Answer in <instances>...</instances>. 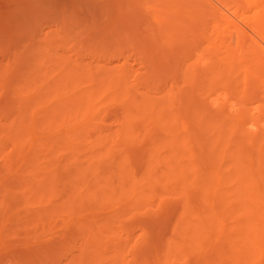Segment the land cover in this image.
I'll list each match as a JSON object with an SVG mask.
<instances>
[{
    "label": "rangeland",
    "instance_id": "obj_1",
    "mask_svg": "<svg viewBox=\"0 0 264 264\" xmlns=\"http://www.w3.org/2000/svg\"><path fill=\"white\" fill-rule=\"evenodd\" d=\"M263 5L264 0H0V69L3 70L0 74V264H60L61 261V264H67L74 254H79V251L81 253L80 245L83 244L84 238L81 223L88 225L97 216V219L100 217L99 222H104L102 219H107L109 214L110 217L114 216L111 217L114 219L107 223L111 232L107 230L109 234H104L106 238L103 239L104 254H108V259L112 258L108 261L118 258L122 260H117L120 264H196V256L188 253L189 251L179 252L169 246L170 240L177 237L176 228L181 213L179 208H182V202L179 200L181 188L179 189L180 185L169 184L168 177L164 180L161 171L168 168L163 164H153L158 171L156 176L162 178L160 182L163 181L158 184L159 187L155 184L158 188L153 185L155 190L157 188L155 193H147L144 199H137L138 201L133 199L132 195L118 197L114 202L104 198L106 191L108 192L106 186L120 188L116 180L120 171L117 169L121 168L119 165L140 177L143 170L146 172L147 168L151 167L146 166L148 162L145 163L146 154L148 156L152 153L150 148L158 149L162 157L170 155L173 151L168 145L160 146L158 138L149 135V131L154 129L149 128L151 118L145 116L136 125L139 129L134 126V135L140 134L138 141L124 146L121 142V132L128 111L118 101L110 99L108 94L97 97L95 110L85 112L44 110L47 102L56 99L54 95H43L47 91H42L44 99L34 100L35 103L32 101L33 106L26 104L32 108L25 110L23 115L17 102L20 99L29 102V97L38 98L41 84L38 80L41 78H35L38 82L30 78V82L25 72L29 73L34 63L44 62L46 66L43 67L46 68L49 62L45 60L49 55L51 58V52H54L63 54L60 55L62 57L58 56L61 60L66 54L71 58L70 61L82 63L93 71L95 69V72L114 67L127 69V85L133 93L139 90L138 93L145 97H154V100L161 98L160 104L166 103L163 104L167 108L164 110L165 117L170 115L172 121H175L172 122L175 127L178 126L181 130L190 128L188 131L192 134L195 132L194 135L197 133L196 136H201L203 141L207 140L210 133H201L198 127L201 124H209L210 120V123H220L223 119L225 122L226 113L229 118L231 116L235 119L236 124L238 119H242L241 116L244 119L259 117L258 128L252 127L251 122L248 124V119H242V125L247 122L244 123L245 128L244 125H239L238 128L243 131L242 137L247 135V138L258 131L264 137V78L260 75H264V30L257 26L258 23L255 25L256 20H264ZM31 12L35 14L31 16ZM192 21H195L196 25L192 24L195 23ZM259 25L262 27L261 23ZM36 43L40 46L31 51ZM59 59H53V62L56 63ZM49 61L51 63L52 59ZM170 63L174 65L173 68ZM51 65L49 68L53 74L51 69L54 67L51 68ZM252 66L254 67L250 68ZM58 68L57 70L55 66L56 72L50 77L59 74L61 66ZM193 69L194 74L198 73L201 77L191 73ZM18 70H21V75ZM189 75L193 76V80ZM42 82L44 83L43 79ZM87 84L91 83L85 82L84 85ZM222 84L224 86L221 88L226 86L222 89L223 92L218 87ZM11 86L12 91H8ZM259 105L262 108H259ZM69 112L72 114L69 115ZM20 113L22 116L18 115ZM260 113H263L262 116ZM64 116L69 118L70 124L61 122ZM196 119H203L202 123L195 124L198 121ZM205 119L209 121L203 123ZM230 120L228 119L230 123L234 122L232 118ZM43 121H53L54 125L45 127L46 123L43 124ZM38 123L43 124V127H37ZM235 123L233 126L237 128ZM248 127L254 133H248ZM230 144L234 145L233 142ZM247 145L244 146V151L254 153L252 146ZM191 146L189 145L191 152L189 151L186 160L184 159L187 164L182 161V165H188V161L191 164V160H194L195 164H192L197 166L202 155L209 159L216 156V148L210 150L209 145L207 151L206 146L198 145L196 141H192ZM109 151L112 156L108 154ZM216 151L219 152L218 149ZM109 155L111 158L115 157L112 158L113 161L117 160H109ZM196 156L200 157L199 160ZM231 157L228 154L227 157L225 155L224 158H219L221 165L224 162V166H220L223 169L222 174L225 175L223 182L230 180L228 185L232 182L235 184V180L230 179L231 174L227 177L228 173L225 172L227 169L231 172ZM111 161L113 165L110 164ZM217 164L218 161L216 165H211L217 167ZM211 165L208 166L210 171L215 168ZM98 168L104 174L113 170L115 175L118 171L115 178H112L113 172L106 173L107 180L108 174L111 173L110 178L115 181L111 179L108 184L106 180L100 183L96 188L98 200L79 202L72 208L63 204L69 190L74 192L75 182L79 188H83L84 184L87 188L94 183L93 171ZM80 172H86L83 177L85 179L81 177ZM169 173L166 172L167 175ZM109 183H112V186ZM233 183L229 186L231 189L225 184L223 187L220 181H216V185L214 181L213 186L215 190L223 187L225 190L221 189L222 191L232 193L235 188ZM231 193L229 195H232ZM120 249L124 256L118 252ZM114 250H117L118 254H115Z\"/></svg>",
    "mask_w": 264,
    "mask_h": 264
},
{
    "label": "bare ground",
    "instance_id": "obj_2",
    "mask_svg": "<svg viewBox=\"0 0 264 264\" xmlns=\"http://www.w3.org/2000/svg\"><path fill=\"white\" fill-rule=\"evenodd\" d=\"M44 8H46V7H44ZM262 9H264V8L262 7ZM32 14H35V12L34 13L31 12V16H32ZM191 16H192V14H191ZM258 19H260V17ZM260 20H256L255 25H257V23H258L257 26H259V28H262V31H263L264 30V26H263L264 20H261L262 22H260ZM257 21H259V22H257ZM192 22H195V21H192ZM259 23H261L262 27H260ZM192 24L196 25V22L192 23ZM31 31L33 32L34 30H31ZM259 31H260V29H259ZM42 33H43V31H42ZM194 33H196V32H194ZM31 35L33 36L34 34L31 33ZM45 35H48V33L47 34L45 33ZM41 37H42V35H41ZM197 43H198V41H196V44ZM230 43H232V42H230ZM228 44H229V42H228ZM239 44H241V43L239 42ZM254 44L256 45V43H254ZM39 46L37 45V43L34 45V47L30 46V48L32 47L31 51L37 49ZM26 50H29V49H26ZM252 52L255 53L254 50ZM252 52H251V54H253ZM51 53L55 58L53 56L50 58V55H49V58L47 57L45 61L49 62L48 63L49 65L54 64V65H51L52 66L51 68L54 67L53 69H51V71L53 70V74L50 72V68H49L48 64H47V67L44 68L46 66V64L44 66V64H43L44 62H42V63L40 62L41 64H39V63L32 64L30 67L29 73H27V71L25 72L27 80H30V82H31V79L36 78L38 80V78L40 77L41 79L38 81H41L42 85L40 84V86H39V88H40V90H39L40 94H38L39 96L36 94L38 96V98L34 97V96H33L34 98L29 97L31 99V101L29 99V102H27L28 100L25 101V99H20L19 101L17 100L18 102L22 103L20 105L17 102L20 110L22 109V115H23V112H25V110H28V108H29V110H31V108L33 106L32 101H33V103H35V101H37L40 98H41V100L44 99L45 97H43V95H48L50 97H51V95H54L56 97V99L53 98V101L47 102L45 104L46 106L43 105L45 107V108H43L44 110H84V112H85L86 110H95V107H96L95 101H96L97 97H99L101 94L102 95L108 94V97L110 99H112L114 101H118V103L121 104L122 107L124 106V108L128 111V115L126 117V120L122 124V128H123L122 131L123 132H121L122 133V135H121L122 141L121 142L124 144V146L129 145L133 142L134 143L136 142V140L138 139L140 134L134 135V132H133L135 130L134 126L138 125V123L141 120H143L146 116V118H151V120H152V122H150L151 126H149V128L152 129L151 127H154L153 130L149 131V133H150L149 135L153 136L152 138H158L160 146L168 145L173 150V151H171L170 155H166L167 157L166 156L162 157V155H160V153H158V149L150 148L151 151L150 150L149 151L152 153L149 154L148 156L146 154L147 161L145 163L148 162L147 163L148 165H146V166L147 167L151 166V167H149L150 169L147 168L146 172L143 170L142 174H140V177L136 176V174H134V173L133 174L131 172L129 173L128 170H126V168H124V166L118 164L120 162V161H118V163H116V164L121 167V168L117 169V170L120 169L119 173L117 171L114 175L113 170L112 171L109 170V171L113 172V174L110 173L112 175V178L113 177L115 178L117 173H118V177L116 178V180H118V182L120 184L118 186L120 188L114 189V186H112V183H109V184H111L112 188L110 187V185L108 186L110 189L107 188V186L105 187L108 190V192L104 189L106 191V194H105L106 197H104V198L108 199L111 202H114V200H116V198H118V197L122 198V196L132 195L134 197L133 199H136V201H138L137 199H141V198L144 199V197L146 195H148L147 193H155V191H157V188L159 187L158 184L160 185V183H162L163 181L160 182L162 180V178H158V176H156L157 175L156 174L157 168L155 170L156 165H155V167H153L154 166L153 164L161 163L166 168H168V169H166L164 167V169H166V170L163 172L160 170L161 173H163V178L165 177L164 180L166 181V178L168 177L167 181L169 179V184L171 183L173 185H175V184L180 185L179 189L181 188V190H182V192H181V190L179 191V195L181 194V198L179 200L182 202V204H181L182 208L181 207L179 208V210H181L180 211L181 213H180V217H179L180 220L178 221L179 223H177L178 225L176 228V233H177L176 238L177 239L173 238L169 242V246L172 249L174 248V250L179 251V252H182L181 250L187 251V252L189 251L188 253L196 256V258H197L196 264H264V137L262 136L261 133H259V131H258V133L256 132L257 134L256 133L253 135L251 134L252 136H249L247 138H246L247 135H245V137H242L243 134L241 132H243V131H240L241 129L238 127L244 125V128H245V125L247 124V122L245 121L246 124H244L245 123L244 122L242 125V119H244V117L241 116L242 119H238L237 124H236L235 119H233V117H231V116L229 118V115H227L228 113L225 112L226 115L225 114L224 115L227 116L226 118L224 116L225 122H224V119L222 120L223 122H220L221 118H219L220 121L216 120V121H219L220 123H218V122L214 123L213 120H212L213 123H210L211 120L209 121V120L205 119L203 121V123H205V121L206 122L209 121V124L206 123L205 125H202L201 120H203V119H200V121H199V119H196L198 121L195 124H197L198 122H201V123H198V124H201L198 127L200 129L199 131L200 132L203 131V133L205 132V134H208V135L210 133V135H211V137H209L210 135L208 136L209 139L207 138L206 141H203L201 136H196L197 133L194 135L195 132H193V134H192V132L188 131V130H190V128L188 130L186 128L181 130L178 126L175 127L174 123L172 124V122H175V121H172L173 119H172V117L170 118L169 114H168L169 115L168 118L165 117L166 112L164 113V110H166L167 108H166V105H163V104H166V103L164 102V103L160 104L161 98H160V100H154L155 99L154 97H153L154 99L150 98V97H145L142 95V93H138L139 90L137 91V93L136 92L133 93V91H131L128 88L127 83H128V77H129L128 75L129 74H128L127 69L125 70L124 67H123L124 69H122V67L120 69L114 67V68H109V69H104V70H99V71L97 70V72H95V69L93 71L90 67L88 68L87 66H85L82 63L80 64V63H76V62L74 63V61L73 62L70 61L71 58L66 54H64L65 57H63V59L61 60V58L59 59L58 56H60V55L63 56V54L59 55L58 53H54V52H51ZM233 53H234V51H233ZM245 53H243V54H245ZM54 54H56V56ZM62 56H60V57H62ZM66 56L68 59L66 58ZM14 58L15 57H13V59ZM232 58H234V57H232ZM260 58H262V57H260ZM50 59H52L51 63L49 61ZM53 59L54 60L59 59L60 62L58 61V62H56L58 64H56L55 62H53ZM250 59L252 60V57ZM250 59H248V60H250ZM256 63H252V64L257 65ZM216 64H217V62L215 63V65ZM231 65H234V64H231ZM55 66H56V69L61 66V69H60L61 72L59 71L58 72L59 74L56 73L57 74L56 76L50 77L51 75H54V73L56 72ZM170 66H172L171 63H170ZM173 66H172V68H173ZM240 66H241V64H240ZM253 67L254 66H252L250 68H253ZM188 68H190V67H188ZM257 68H258V66H257ZM221 69H223V68H221ZM234 69L237 70L236 67ZM262 69H264V68H262ZM41 70H43V71H41ZM48 70H49V72H48ZM189 70H191V69H189ZM194 70L195 69H193V72H191V73L194 74ZM217 70L220 71V69H217ZM259 70L260 69H258V71ZM2 71L3 70L0 69V74L2 73ZM233 71H235V70H233ZM252 71L255 72L254 70H252ZM262 71H264V70H262ZM18 72H19V75H21V73H22L21 70H18ZM189 72H187V73L191 74ZM48 73L50 75H48ZM215 73H216V71H215ZM188 74L186 76H188ZM197 74H194V75H197ZM260 75H262V77L264 78L263 73H261ZM189 76L191 78L193 77L192 75H189ZM190 77H189V79H190ZM196 77H201V76L197 75ZM229 77L230 76H228V78ZM234 77H233V79H234ZM42 79L44 80V83L42 82ZM241 79L242 78L240 77V80ZM45 80H47V82ZM48 80H49V82H48ZM192 80H193V78H192ZM227 80L228 79H225V81H227ZM225 81L223 82L224 84H225ZM85 82L86 83L90 82L91 84H87L85 86L84 85ZM214 84H215V82H214ZM224 84H222L221 86H218V87L221 88L222 86H224ZM263 84H264V82H263ZM225 87H223V88L225 89ZM11 88H12V86L8 88L9 89L8 91H12ZM223 88H221L222 92L224 90ZM212 89H214V88H212ZM42 91H44V92L47 91V93L43 94L44 92L42 93ZM48 92H49V94H48ZM212 92H213V90H212ZM226 93H227V91H226ZM139 94H141L142 96H138ZM213 94H214V92H213ZM144 95H145V93H144ZM108 97H107V100H108ZM105 100H106V98H105ZM162 100L164 101V99H162ZM214 101H216V100H214ZM237 101H238V99H237ZM261 102H263V101H261ZM28 103L30 105L32 104V106L31 107H30V105L26 106V104L28 105ZM189 103H191V102H189ZM248 103H250V102H248ZM22 105H25L27 108H25V106H22ZM220 105H221V103H220ZM253 105H254V103H253ZM238 107H240V105ZM260 107L261 106L259 105V108ZM262 107L264 109V106H262ZM170 108L171 107H168V109H170ZM239 109L242 110L244 108H239ZM247 109H250V108H247ZM170 110H172V109H170ZM238 110H237V112H238ZM261 111H263V110H261ZM230 113H231V111H230ZM71 114L72 113L69 112V115H71ZM262 114H261V116H262ZM18 115L20 116L21 113ZM230 115H232V114H230ZM246 115H247V113H246ZM235 116H236V114H235ZM247 116H249V115H247ZM263 116H264V114H263ZM211 118L212 117H210V119ZM231 118L234 122L230 123ZM249 118H246L244 120H247V119L250 120V121L247 120L248 124H249V122H251L252 127L257 126V128H258L259 122L257 121V119L259 117L255 118V119H253V118L249 119ZM228 119L230 121H228ZM174 120H175V117H174ZM61 122L65 125H67L68 123L70 124L71 121L69 120V118L67 116H64ZM42 123L44 124L46 122L43 121ZM233 123H235L237 125V128H235L236 126L235 127L233 126ZM43 124H39V125H37V127H41V126L43 127ZM171 124H172V126H171ZM52 125H54L53 121H50V123L48 122L44 126L49 127ZM193 125H194V123H193ZM261 125H262V122H261ZM262 126H261V128H262ZM138 127L139 126H136L135 128H138ZM192 127H191V129H192ZM138 129H136V131ZM246 130H247V128H246ZM249 130H250V128H249ZM262 130H264V127ZM136 131H135V134H137ZM251 131L252 130H250V131L247 130L248 133H250ZM200 132H198V133H200ZM147 133H148V131H147ZM251 133H254V132H251ZM201 135H203V134H201ZM242 139H243V142H242ZM204 140H205V138H204ZM192 141H194V143L196 141L198 143V145L200 144V145L206 146L205 150L208 149L207 148L208 145L211 146L210 150L216 148L214 150L216 152V153L214 152L216 154V156L214 155L212 157L214 160L211 159V157H210V159L208 157L204 158L203 155H202V159L199 160L200 157L197 158V156H196V158L200 161V162L199 161L197 162L199 167H198V165L193 166L195 164L194 160H191L192 162H194V164H192V162L190 164V162L188 161V165H186L187 162L185 161L186 160L185 157L188 155V153L190 151L189 148L192 147L191 146ZM69 142L70 143L72 142V144H73L72 140H70ZM232 142L234 145H236L235 147H232L234 145L230 144ZM152 143H154V142L152 141ZM207 143H208V145H207ZM229 144L232 146H230ZM247 144L250 147L252 146V148L254 149V153H250L249 151L248 152L244 151L245 147H246L245 145H247ZM189 145H190V147H189ZM193 146H194V144H193ZM228 147H230V148H228ZM193 148H195V147H193ZM200 148L201 147H199V149ZM233 148H235V149H233ZM217 149L219 150L218 153L216 151ZM110 153H111V151L108 152V154H110ZM202 153H203V151H202ZM196 154L199 155V153H197V152H196ZM228 154H230L232 156L231 157L232 162H230L231 165L229 163V165H230L229 170L231 172H228V169L225 167L224 168L227 169L225 171L228 173L226 176L228 177V175L231 174L230 175L231 181L235 180V184L232 182L233 186H235L234 192H232V193L230 192L232 195H229L230 193L227 191L221 190V189L225 190V188H223L224 187L223 184L227 185V187L229 189H231L230 187L232 184L231 183L230 185H228L229 184L228 181H230V180H228L226 183H224L225 181H224L223 176H225V175H223L221 172L222 167L220 168V166H224L223 165L224 162H222V165H221V159H219V158H222V157L224 158L225 155L227 157ZM207 155H208V152H207ZM111 156H110V158L109 157H107V158L109 160L110 159L112 160L113 157L111 158ZM191 157H193V156H191ZM120 159L121 158H118V160H120ZM146 159H144V160H146ZM116 160L117 159H115V161ZM115 161H113V162H115ZM182 161H184L183 164L184 163H186V164L182 165V163H181ZM217 161H218L217 167L211 165V164L216 165ZM113 162L110 164L113 165L114 164ZM219 162H220V164H219ZM122 163H123V161H122ZM126 163H128V162H126ZM209 163H211L210 164L211 166L215 167L213 169L214 171L209 170L210 169L208 167V166H210V165H208ZM161 164H159V165H161ZM189 164L192 166H190ZM163 165H162V167H163ZM218 165H219V167H218ZM159 168H160V166H159ZM98 169L96 171L95 170L93 171L94 183L90 186H87V188H86L85 184H84L85 186L82 184L83 188L82 187L79 188V186H76L77 184L75 185V183H77V182H75L74 183V187H75L74 192L72 193L71 190H69V192L67 193L69 195H67V196L65 195L66 197H65L63 204H66V205H68V207L72 208L73 206L74 207L77 206V204L79 202L85 203V201H88V200H90V201L91 200L92 201L98 200L97 194H96V188H98L100 186V183L102 184L104 182V180H106V184H108V180L112 179V178H110L111 175L108 174L109 179L107 180L108 176L106 175V173L109 171H107L104 174V172L101 169H99V170ZM222 171H223V169H222ZM166 172L167 173L170 172L169 173L170 175L169 174L167 175ZM225 172H223V173H225ZM79 174L81 175L82 178L86 176V172L85 173L80 172ZM57 175H58V173H57ZM102 175H104V177ZM105 175H106V177H105ZM69 176H71V174ZM75 178H77V176ZM83 179H85V178H83ZM113 181H115V179ZM214 181H215V185H216V181L222 182L223 187H221L219 189L216 188V190H215L214 189L215 186H213ZM164 183H166V182H164ZM155 184H157L158 187ZM153 185H155V187H157L156 190H155V187L153 188ZM166 185H168V183ZM115 186L117 187V185H115ZM220 186H221V184H220ZM66 190H67V188H66ZM225 192H227V193H225ZM129 197H131V196H129ZM102 199H101V201H102ZM131 199H132V197H131ZM181 199H183V201ZM103 200L106 201L105 199H103ZM180 201H179V203H181ZM95 202H97V201H95ZM119 209L121 210L120 207H119ZM115 211H117V210H115ZM115 214L117 215L116 212H115ZM107 216L110 217V214ZM97 217H95L93 219V221L91 223H89L90 225L89 224L86 225V223H81V225H80L81 229H82L81 232H82V235H84V238L82 239L83 244L80 245L81 253H80V251L78 252L79 254H77V255L73 253L75 256H73V258L69 262L67 261L68 262L67 264H107L108 262L110 264H112V263L115 264L117 262V264H118L119 261H117V260H121L118 258L115 260V258L113 257L115 261L114 260L108 261V260H112V258L108 259L109 256L108 257L106 256L108 254H106V255L104 254V247L105 246L103 243V239L106 238V236L104 234H109V233H107V230H108V227L110 229V226H109V224L107 225V223L112 221V219H114V218H111V217H114V216H111L110 217L111 219L108 222H107V219L109 217L107 219H105L106 217H104V219H102V221L104 220V222H101V221L99 222L98 219L100 217L98 219H97ZM175 226H176V223H175ZM106 227H107V229H106ZM108 232H111V231L108 230ZM86 241H87V243H86ZM113 242L115 243L114 240H113ZM122 246L120 245V247H122ZM114 251L117 252V250H114ZM116 252H115V254H118V252L121 253L123 251L118 250V252L117 253ZM121 255H122V253H121ZM122 256H124V255H122ZM110 257H112V256L110 255ZM116 257H118V256H116ZM154 261H156V260H154ZM61 262H60V264H61ZM121 262H122V260H121ZM121 262H119V264ZM147 262H150V261H147ZM142 264H144V263H142Z\"/></svg>",
    "mask_w": 264,
    "mask_h": 264
}]
</instances>
